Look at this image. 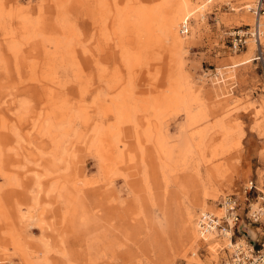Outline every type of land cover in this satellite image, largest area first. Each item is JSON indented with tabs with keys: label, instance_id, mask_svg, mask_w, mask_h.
<instances>
[{
	"label": "rangeland",
	"instance_id": "374dc122",
	"mask_svg": "<svg viewBox=\"0 0 264 264\" xmlns=\"http://www.w3.org/2000/svg\"><path fill=\"white\" fill-rule=\"evenodd\" d=\"M15 1L0 0V123L6 119L12 129L9 143L1 151L3 166L11 172L0 174V201L10 216L9 222L0 219V235L18 234L26 256L15 254L10 242L1 238L0 264H191L187 210L195 200L215 191L222 193L220 203L231 194L244 202L234 242H251L240 228L256 226L247 218L249 202L244 187L253 180L264 190V139L255 126L264 101V38L260 48L251 52V39L238 49L234 36L253 27L256 18L245 8L253 0H214L205 20L191 19L180 68L168 42L142 43L129 31L124 43L128 49L141 53L147 48L144 63L135 68L133 78L121 60V39H116L112 24L108 28L112 33L106 30L100 42L88 40L99 11L97 0ZM105 1L120 9L127 5L137 8V4L158 8L163 3ZM171 5L169 0L166 6ZM243 13L253 18L249 26L242 25L246 23ZM261 20L264 29V14ZM34 22H38L39 37L29 41L28 35L22 34V25ZM69 28L81 34L83 44L78 42L76 47L80 70L67 58H59L54 64L57 79L50 81L53 75L44 68L42 41L51 33L63 38L57 31ZM251 56L260 59L240 65ZM91 74L94 86L88 85ZM190 80L200 92L199 107L193 112L202 111L203 121L190 124L183 108L146 111V105L153 104V98L161 97L172 83H183L181 93L187 95ZM125 81L131 82L136 103L130 100L132 90L128 93ZM98 85L103 92L96 89ZM67 102L73 107L69 106L71 112ZM115 103L136 104V109L124 122L118 121L114 110L106 112ZM41 122L48 127L43 135L32 131V126ZM115 125L121 134L118 140L127 143L133 157L127 153L109 179L98 133L113 131ZM146 128L152 130L153 137H147ZM0 140H4L2 135ZM160 145L167 147L164 153L157 151ZM24 216L32 218L25 220ZM220 243L224 249L219 250L217 264H224L232 249L223 240ZM263 243L264 234L254 244L260 247ZM209 246L212 244L202 243L198 247L197 264H216Z\"/></svg>",
	"mask_w": 264,
	"mask_h": 264
},
{
	"label": "bare ground",
	"instance_id": "6f19581e",
	"mask_svg": "<svg viewBox=\"0 0 264 264\" xmlns=\"http://www.w3.org/2000/svg\"><path fill=\"white\" fill-rule=\"evenodd\" d=\"M168 1L169 0H163V3L161 5H159L158 8H156V7H154V8H146L145 6H143L140 3L141 5H138L137 4V6H138L137 8H134V7L130 6V5H127L125 7V9H122V8L120 9L118 6L115 7V5H113L114 7H112L108 3L111 6V7H109V5H107V2L105 0H97L98 6H99V9H98L99 11H98V13H96L97 18L95 19L94 24H93V27L91 28V31L89 32L88 40L89 39L90 40H93L94 39L97 43L100 42L101 39H102V36H105L104 35L105 34V31L108 30V28L112 24V26L114 27L113 30H115L113 32H115L116 39H117V37L119 39H121V43H120V47H121V50H122L121 60H122V62H124L126 64L125 66H127V70L129 71V73H131V74H128V75H131V77L129 76L130 78H133L134 77L133 71L135 70V68L136 67H139L140 65H143V63H144V57H145V51L147 50V48H144V50L141 53H138L137 52L138 53L137 54L136 52L132 51L134 49H132V50H131V48L128 49V47L124 44V43H126V41H125V38H126L125 34H127V36H128V35L131 34V32H132L133 36L136 35L137 38H138V40H139V42H142V43L143 42H146V44L154 43V44H158L159 45L162 41L168 42L170 44L171 48H172L171 53L174 52L173 54H174L175 62L178 63V65L177 64H175V65H177L178 68H180L181 67V64H182L180 53L184 50V44L186 43L187 36L189 35V28H190L189 25H190V21L193 18H195V19L200 18L201 20H205L206 19V10H207V8L209 7V5L214 0H172L171 7L167 8L166 5L168 4ZM128 2H132V0H128ZM15 3L16 4H19V2L17 0L15 1ZM246 7H247V5L245 6V8ZM242 9L243 8H241L238 11H241ZM28 11H30V10H28ZM38 11L41 12V10H38ZM243 18L245 19V22L246 23L245 24H242V25L249 26L250 23L253 22V18L250 15L248 16L245 13H243ZM107 19H110V22H108ZM37 24H38V22H34V24L31 23V25H27V26H23L22 25V27H23V33L22 34H24V33L27 34L28 37H29L28 38L29 41H31L35 37H36L35 40H37L38 39L37 37H39V34H38L39 32H38ZM252 26H253L251 28L252 30L251 29L250 30L253 33V35L255 36V39L251 40L252 41L251 44L249 43L250 44L249 50L251 52L252 51L254 52V49L255 48L256 49H259L260 48L261 43H262L261 41L264 38V29L262 28L263 27V23H262L261 17L258 18L257 20L255 19V23ZM111 30L110 31L108 30L109 33H112ZM129 31H131V32H129ZM58 32H60V34L63 36V38H60V39L59 38H55L54 37V33H51V35L48 36V37H44L43 41H42V38H41V41H42V43L44 45V49L46 50V52H45L46 53V57H45L46 58V61L43 62L44 68H47L48 73L51 72L52 75H53V77L50 78L51 79L50 81H52L53 79L54 80L57 79V78H54L55 77L54 75L56 74V72L54 71V64L59 61V58H64V57L67 58L70 61V63H72V65L73 66H76L78 69H79V62H80V59L79 58H81L80 54H78V50L76 49V47L78 45V42L81 43V39H80L81 34L79 32H77L76 30H73L71 28H69L68 30L57 31V33ZM9 36H11L10 37L11 39L13 38V34H10ZM109 37L106 40H109ZM105 38L106 37H104V39ZM263 41H264V39H263ZM28 43H30V42H28ZM80 43H79V46H80ZM81 44H83V43H81ZM146 47H148V46H146ZM85 48L86 47H84V50L83 51H86ZM116 48H118V47L116 46ZM14 50L17 52V49H14ZM14 50H13V52L16 53ZM89 51H90V49H89ZM29 56H31V55H29ZM96 59H98V58L96 57ZM237 59H238V57H237ZM256 59H260V57H256V58L253 59V57L251 56L250 58H248V59L246 58L245 60H243L242 61L243 63H240V65L247 64V63L251 62L252 60H256ZM39 61H40V59H39ZM95 63L98 64L99 62H95ZM234 65L235 66H239V64H237L236 61L234 62ZM98 67H101V66H98ZM118 71L120 72V70H118ZM119 72H117V74ZM149 72H150V70L148 69V74H149ZM154 73H152L153 76H151V77H154ZM40 76H41V74H40ZM115 76L116 75H114V77ZM76 77L77 78H80L81 77V71H80V74H78V75L76 74ZM98 77H101V75L99 74ZM114 77L112 76V78H114ZM122 77H124V76L122 75ZM42 79L44 81V79H46V78H42ZM88 80L90 82V83H88V85H91V84H92L91 86H94L95 85L94 78H93V74H91L89 76V79ZM100 81L102 82V80H100ZM126 81H128V80H126ZM54 82H56V81H54ZM99 83L100 82H98V84ZM126 83H129L128 84V88H127L128 89V93H129L130 90H132L131 89L132 84H131L130 81L129 82H126ZM180 85L182 86L183 83L182 84H179V82L172 83L171 86L167 87L166 90L164 91V93H162V96L161 97L153 98V99H155L154 102H153V104H149L148 106L146 105V111L149 108H153L155 110V109H160V108L165 107L167 109L168 106H171L168 109H173V110H179L180 108H183V109H185V111L187 113L186 116L188 117V120L190 121V124L196 125L199 122L203 121L204 120L203 116H205L202 111H199L198 113H196V111L193 112V108L195 106L197 108L199 107V101H200V99H199V94H200L199 87H197L196 84H194V82L190 80L189 83L186 84V87L188 89V94L187 95H184L183 92L181 93V90L182 89H181V86ZM99 88H100V86L98 85V87L96 89H98L100 93L103 92V89H99ZM113 95H115V94H113ZM121 95H123V94H121ZM129 95H131L130 96V100L132 99L131 101H133L134 103H136L135 102V97L133 96L134 95L133 90L131 91V94L129 93ZM115 96H117V95H115ZM126 98H128V97H126ZM153 99H150V100L153 101ZM114 100H116L118 102L117 99L114 98ZM146 100L149 103V99L146 98ZM68 103L69 102H67L65 104H67L68 107L70 106L71 108H73L71 105H68ZM116 103H115V106L113 108L110 107L109 109H106V112H107V110H109V111L114 110L117 113V115H118V119H117L118 121H123V120H125V118L131 117V115H132L131 112L134 111V109H136L135 108L136 107V104L134 106V105H131L130 103H128V104H124V105L120 106V105H117ZM60 104H59L60 105V109L59 110L63 109V108H61L62 107V103H60ZM69 104H71V103H69ZM85 104L87 105V103H85ZM59 105H56V106L59 107ZM260 106H261L260 107L261 109H259V112H258L259 114H256V115H258V120H257V122H255V123H257V124H255V126H256V129H257L258 134L264 139V101L262 102V104ZM70 107H69L68 110L71 112V108ZM62 112H64V111H62ZM104 113H105V111H104ZM40 114L42 115V113H40ZM75 114H76V112H75ZM75 114H74V116H75ZM85 114H87V113L85 112ZM41 115H40V117H41ZM61 115H62V113H61ZM78 115H79V112H78L77 116ZM32 116H35V115H32ZM99 116H100V112H99ZM92 117H96V116H92ZM69 118H70V116H69ZM1 119H2V117H1ZM62 119L64 120V118H62ZM93 119L95 120L96 118H93ZM5 120L6 119H2V121L0 123V135H2L3 138H4V140H0V174L1 175H7L8 172H11V170H10L9 167L8 168H4V166H3V164H4V157H3L4 154L1 152L2 151V147L5 146V145H7L9 143V138H10L9 137L10 136L9 131L12 130V129H10L8 123H6ZM32 120H34V119H32ZM85 121H87V120L85 119ZM89 121H91V120H89ZM65 122L67 123V121H65ZM98 122H100V121H98ZM123 122L121 124H123ZM36 123H38V121ZM36 123L32 126V131L38 132L39 134L43 135V133L45 132V129L44 128H48V127H45L43 125L44 123H42V125L41 124L40 125H37ZM68 123L70 124V121L69 120H68ZM118 124H119V122H118ZM99 125H100V123H99ZM116 126L117 125H115V127H112V128H115L114 130L113 129H110V130H113V131H109L108 130V132H99V133L97 132L99 134V136H100V138H99L100 141H99L98 146L100 148V153L102 155V156L101 155L100 156H101V158L103 160L104 173H105L106 177H108V178L111 176V174H114V173H116L119 170V165L124 163V160L126 158V154L127 153L130 154L131 157H133L131 155V152L133 150H130V148L128 147L127 143H125V142H123L121 140H118V139H120V138H118V136L121 135V134L118 135V133H119V131H118L119 127H116ZM98 127H96V128H98ZM109 127H110V125H109ZM49 129H52V128L49 127ZM101 129H103V128H101ZM13 130H15V129H13ZM95 130H98V129H95ZM106 130H107V128H106ZM137 130H136V132H137ZM151 131L152 130L149 129V128L147 129V131H145L148 138L153 137ZM84 136H85V133H84ZM81 139H84V138H81ZM81 139H80V141H81ZM85 140H86V138H85ZM137 140H138V138H137ZM95 142L96 141H95V138H94V143ZM137 142L139 144V141H137ZM226 142H227V140H226ZM92 143H91V145H92ZM96 143H98V142H96ZM98 146H95L94 148H96ZM8 147H10V146H8ZM141 149H143L142 146H141ZM166 149H167L166 146H164V145L161 146L160 145V148L158 150L157 149L156 150L159 153L160 152L164 153V151ZM12 150L14 151V148ZM131 157H130V160H131ZM28 159H30V155H29V158ZM24 160H26V158ZM142 160H144V158ZM132 161L135 162L134 159ZM7 162H5V163H7ZM43 171H44V169H43ZM119 174H117V175H119ZM11 179H13V178H11ZM109 179H111V178H109ZM251 181H253V180H251ZM251 181H249L247 183V185L245 186V188H249L250 187ZM146 183H148V180H147ZM56 188H57V186H56ZM262 191H264V190H262ZM221 196H222V193H220L219 191H215V192H213L211 194H205L203 197H200L197 200H195L189 206V208L187 210L186 221L188 223V227H189L188 230H189V234H190V243H189L190 245H189V249L188 250L192 253V258H193V260L191 261V264H197L198 263L199 260H197V258H196L197 257V251H198V247L202 243L203 244H208V245L212 244V246H209V247L212 249L211 252L214 254V260L213 261L216 264L220 261L219 258H217V255H219V250L224 249V248L220 249V247H221V243H220L221 240H223L226 243V247H228L229 249H232L231 251L235 250L237 247L246 246L247 245V241L246 240H244L241 243H239V242L236 243V242H234V239L231 238L230 235L225 236L224 239H219V235H218V232L217 231L203 233L200 230L201 218L198 215L199 213H201V215L203 214L204 216L208 215L209 212L212 213V214H214L216 212L217 215H220V214H223L224 213V209H222V207H219V204H221L220 203ZM210 201H211V203H210ZM239 203L240 204L243 203V205H244V202H241L240 200H239ZM211 204H212V206H211ZM35 205H37V204H35ZM241 209H243L242 206H241ZM241 209H240V213L242 211ZM41 211H43V210H41ZM33 212L34 211H32L31 213L33 214ZM0 214H1L0 215V219L1 218H4L6 221L9 222V217L10 216L8 217L7 214H6V212L4 211V206H3V203L1 201H0ZM132 214H134V213H132ZM197 215H198L199 219H197ZM31 218L32 217H30V216L29 217L28 216L27 217L26 216L23 217V219H25V220H27V219L30 220ZM261 228L262 227L256 225L255 227H247V226H245V227H241L240 229L242 231L248 233V237L251 239V242H252V243L251 242L250 243L253 246H256V244H254V243L258 242L259 239L264 234V230H262ZM11 229H12V226H11ZM3 230H5V229H3ZM18 232L19 231H17V233ZM6 234H8V233H5V235ZM6 236L1 237V235H0V240L2 238V240L9 241L10 244L12 245V247H13L12 250L14 251L15 254L21 253L24 256H26V251H25V248L26 247H25L23 241L20 239L19 235L18 234H15L14 232H9V234L7 236L8 239H6ZM14 253H13V255H14ZM8 255H11V254H8ZM229 259L226 260V261L228 262ZM27 260H28V258H27Z\"/></svg>",
	"mask_w": 264,
	"mask_h": 264
},
{
	"label": "built area",
	"instance_id": "2783aa9c",
	"mask_svg": "<svg viewBox=\"0 0 264 264\" xmlns=\"http://www.w3.org/2000/svg\"><path fill=\"white\" fill-rule=\"evenodd\" d=\"M246 8L256 19L260 18L264 14V0H253ZM251 30L246 34L237 33L234 36V47L240 49L246 46L248 40L255 39ZM243 191L249 202L247 218L252 224L264 230V191L258 187L256 181H251L250 187H244ZM221 207L224 209L222 217L210 212L206 216L203 214L200 216V230L203 233L217 231L219 236L230 235L234 239L236 230L241 224L239 199L234 194L227 195ZM224 264H264V243L260 247L253 246L250 242L246 246L237 247L232 251L229 261Z\"/></svg>",
	"mask_w": 264,
	"mask_h": 264
}]
</instances>
